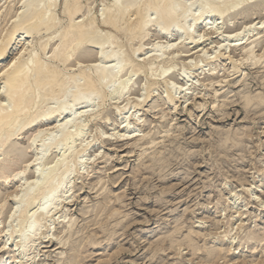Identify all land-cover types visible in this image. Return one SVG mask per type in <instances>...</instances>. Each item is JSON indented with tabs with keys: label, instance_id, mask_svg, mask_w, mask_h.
<instances>
[{
	"label": "rangeland",
	"instance_id": "rangeland-1",
	"mask_svg": "<svg viewBox=\"0 0 264 264\" xmlns=\"http://www.w3.org/2000/svg\"><path fill=\"white\" fill-rule=\"evenodd\" d=\"M42 1L50 0H0V39L5 38L4 43L9 42L6 45L11 47L12 39L23 34L20 42L16 38V45L0 58V71L27 41L33 46L21 61L27 63L38 56L40 63L34 70L38 65L48 64L64 74L61 77L67 82L61 97H46L50 85L27 91L29 95H25L27 100L31 93L37 99L32 104V98L25 102L32 117L16 142V148L24 155L21 159L11 157L7 164L12 176L5 183L0 179V248L5 243L8 247L6 252H0V264H264V211H260L264 209V34H259L258 43L252 46L253 58L246 61L242 48L256 38L259 26L262 27L263 0L237 17L228 16L238 3L230 1L226 6L229 11L224 9L220 23L217 13L202 25L187 18V22L191 20L192 25V22L197 25L191 26L192 31L180 39L175 23L182 16L184 3L188 8L186 16L195 13L199 18L209 11L210 2L220 4L225 0H174L176 22L166 32L161 29V20L149 10L152 21L141 31V37L137 35L133 39L128 27L135 18L134 5L141 0H132L131 10L127 0L116 1L120 11L128 10L120 29L122 33L103 23L105 9L112 0H78L81 9L71 24H87H84V38L79 40L84 41L82 48L88 46L89 53L86 58L74 55L65 64L51 59L52 49L58 44L56 33L68 24L61 15L65 0H55L51 9L58 19L55 29H40L38 35L33 30L29 32L31 35L23 32L28 27L26 22L32 24L36 20L33 12ZM250 25L257 29L239 42L242 46L235 49L226 46L229 37ZM97 30L101 38L94 35ZM105 32L116 37L114 41L118 43L106 44L100 56L97 43L104 36L107 40ZM116 54L118 59L114 57ZM103 55L110 57L106 58L107 62ZM123 62L129 63L116 79L115 87L118 86V91L127 83L126 89L121 96L111 92L112 95L104 76ZM130 63L136 70L129 67ZM93 66L110 70L101 77L97 71L98 80L105 79L100 82L104 86L101 85L102 94L94 103L96 108L71 122L67 129L62 127L71 133L82 132L71 147L65 148L59 140L64 132L54 131L52 138L58 140L47 149L42 141L49 130L84 106L79 101L72 103L71 95L85 84L80 76L82 70L98 78ZM31 72L29 80L36 70ZM2 78L0 104L10 110L12 104L5 91L8 85H4L7 83ZM83 93L87 95L82 91L80 98H89ZM145 97L147 101L139 106L138 101ZM55 108H59L61 116L40 124L39 120ZM129 130L131 135L122 141L120 135ZM86 146L89 149L81 153V148ZM68 147L73 156L67 155V161L70 156L81 155H77V161L67 162L71 172L66 180L65 191L69 190L66 198L50 215L39 217L40 220L38 215L34 217L38 219L40 232L35 244L22 251L18 232L25 224L19 217L27 208L24 192L32 189L38 171H42V178L49 174ZM36 154L40 159L32 164ZM256 190L260 201L251 200ZM40 202L41 199H36L26 212L36 214ZM49 226L54 229L45 235Z\"/></svg>",
	"mask_w": 264,
	"mask_h": 264
},
{
	"label": "bare ground",
	"instance_id": "bare-ground-1",
	"mask_svg": "<svg viewBox=\"0 0 264 264\" xmlns=\"http://www.w3.org/2000/svg\"><path fill=\"white\" fill-rule=\"evenodd\" d=\"M64 1V0H63ZM116 1L117 0H112V2L110 3V6L108 7V8H106L105 9V13H104V15H103V23L104 24H109V25H111V27L113 28V29H115V30H117V32L119 31L120 33H122L121 31H120V29L123 27V25H124V21H126V20H124V15H125V13H127L128 12V10H126L127 12H125V11H120L117 7V4H116ZM120 1V0H119ZM118 1V2H119ZM230 1H232V0H225L223 3H209V11L208 12H205V15H200L199 16V18H198V16L195 14V13H191L190 14V16L189 17H187L186 15H187V13H188V8H186V4L184 3V5H183V7L186 9H184V11H183V13L181 14L182 16H181V18H180V20L179 19H177V22H176V18H174V16H175V14H176V11H177V9H175V7H174V0H159V1H155V0H141V1H138L137 2V0H136V2L137 3H135V5H134V0H133V2H132V0H127L126 2H127V4L130 6V3L131 4H133L132 5V7H134L135 9H133L131 6H130V10L131 9H133V11H134V14H132V15H134V20H133V22H131L130 23V21H128L129 23V27H128V32H129V36L130 37H132V39L134 38V37H136L137 35H139L140 36V33H141V31L142 30H144V27H146V25L148 24V23H150L151 21H152V18H150V15L148 14L149 13V10L151 11V10H153L154 11V15H156V19H159V20H161V22H162V24H163V27L161 28L162 29V31H164V32H166L165 30H167L170 26H171V24L172 23H174V22H176L175 24H176V35H177V37L180 39L181 37H182V35H187V34H189V31L192 29L191 28V26H193V25H197V24H194V22L195 23H201V25L202 24H204V22L206 21V19H208V17L210 16V15H212L213 13L215 14V15H219V18L217 19V21L219 22V19H223V16H224V9H226V6H227V4L230 2ZM233 1H235V0H233ZM238 1V3L236 4V7L234 6V8L231 10V12L228 14V16H235V17H237L238 16V14L239 13H241L242 11H244V12H246V11H250L253 7H257L258 5H260V2L262 1V0H237ZM27 2V1H26ZM56 2L57 1H55V0H50V1H42V2H39V3H37L38 5L36 6V8L34 9V11H35V14H34V12H33V15H34V23H32L33 22V20L31 19L32 18V16H31V18H30V20H32L31 21V23L32 24H27V23H30V22H26V25H28V27L26 28V30L25 29H23V32L24 33H29L31 30H33V32H40L39 30L40 29H44V30H46V31H50V30H52V29H55L57 26H58V19L57 18H55V16L52 14V13H54V12H52L51 13V9L52 8H54L55 7V4H56ZM218 2V1H217ZM220 2H222L221 0H220ZM63 14H61V15H64L66 18H67V21H68V24H67V22L65 23V24H67V26L65 27V25H64V27L65 28H62L61 29V31L60 30H58V32L56 33V34H58V35H56V39L58 40V44L56 45V47L54 48V49H52V57H51V59H52V61H54V60H57V61H59V62H61V63H63V64H65L66 62H68V60H70V58L71 57H73L74 55H78V57H83V58H86V56H88V54L87 53H89V50L88 49H86L88 46H86V47H83L82 48V46L81 45H85V44H82L81 43V41H83V40H79V39H81L83 36V30L85 29V27H86V23H84V24H86V25H84L83 23H81V24H71L72 23V19H73V17L77 14V13H79V11H80V9H81V5H80V3H79V1L78 0H65L63 3ZM177 4V3H176ZM202 4H203V2H202ZM263 5H264V0H263V3H262ZM36 5V4H35ZM119 5V4H118ZM127 5V6H128ZM206 5V6H207ZM117 6V7H116ZM205 6V5H204ZM224 6H225V8H224ZM125 7V6H124ZM146 8V10L148 9V12H144V9ZM208 8V7H207ZM119 12H118V11ZM129 10V11H130ZM227 10V9H226ZM229 10H227V12H228ZM86 13V12H85ZM185 13V14H184ZM217 13V14H216ZM82 15V14H81ZM127 15V14H126ZM125 15V16H126ZM237 15V16H236ZM197 16V17H196ZM101 17V16H100ZM218 17V16H217ZM155 18V17H154ZM187 18H192L191 20L192 21H194V22H192L193 23V25L191 24V20H189V22H187L188 20H186ZM211 18V17H210ZM234 19V18H233ZM30 20H28V21H30ZM154 20V19H153ZM93 21V20H92ZM156 21V20H155ZM263 21V20H262ZM60 23V22H59ZM220 23V22H219ZM89 24V23H88ZM92 24V23H91ZM126 24V23H125ZM24 25V24H23ZM22 25V26H23ZM25 25V26H26ZM72 25H75V26H72ZM212 25H214V24H212ZM19 26V25H18ZM18 26H15V27H18ZM89 26V25H88ZM94 26V25H93ZM260 28L258 29L259 30V33L257 34V36H256V38H254L251 42H250V44H246V46H244V47H242L243 48V51L245 52V57H246V61L247 60H249V58L252 56V53H253V47L252 46H255L257 43H258V41H259V38H257V37H259L258 35L259 34H264V22L262 23V27L261 26H259ZM61 28V27H60ZM191 28V29H190ZM221 28V27H220ZM219 28V29H220ZM75 31H74V30ZM215 29H216V27H215ZM219 29H217V31L219 30ZM255 29H257V28H254V27H252L251 25L250 26H248L247 28L246 27H244V29L242 30V32L240 31L239 33H237V34H235V35H233V37H229V44L228 45H226V46H228L229 48L231 47L232 49H235V48H237L238 46H242L239 42L245 37V36H247V35H249L253 30H255ZM25 30V31H24ZM15 31V30H14ZM17 31V30H16ZM75 32V34H74V32ZM86 31V30H85ZM123 31V30H122ZM170 31V30H169ZM192 31V30H191ZM215 31V30H214ZM217 31H215V32H217ZM13 32V31H12ZM128 32H127V34H128ZM168 32V31H167ZM212 32V31H211ZM256 32V31H255ZM5 33V32H4ZM10 33V32H9ZM14 33V32H13ZM32 33V32H31ZM31 33H29L28 35H31ZM35 33V34H36ZM86 33V32H85ZM96 33V34H95ZM94 33V35H97L96 37H100V36H98V35H100L99 33H98V30H97V32H95ZM98 33V34H97ZM103 33V32H102ZM106 33V32H105ZM104 33V34H105ZM108 33V32H107ZM107 33H106V36H108L107 35ZM158 33H159V31H158ZM33 34V33H32ZM164 34V33H163ZM169 34V33H168ZM203 34V33H202ZM11 35H13V34H11ZM11 35L9 36L10 38H12L11 37ZM23 35V34H22ZM21 35V36H22ZM37 35H38V33H37ZM73 35H75V36H73ZM93 35V36H94ZM112 35V34H111ZM108 36V38H107V40H105V36H104V38H102L101 40H100V42L98 41V45H99V55L101 56V54L100 53H102V54H104L103 52H104V50H105V48H107V47H105V45L107 44V45H109V46H111V44H113L114 45V42L116 41V43H118L117 42V40H115L114 41V39L116 38V37H112V36ZM174 35V34H173ZM21 36L19 37V38H17V40L20 42V38H21ZM26 36H27V34H26ZM53 36V35H52ZM51 36V37H52ZM55 36V35H54ZM91 36H92V34H91ZM90 36V38H92ZM102 36V37H103ZM171 36V35H170ZM203 36H204V34H203ZM214 36V35H213ZM24 37V36H23ZM95 37V38H96ZM126 37V36H125ZM129 37V39H131ZM138 37V36H137ZM141 37V36H140ZM160 37V36H159ZM166 37H167V35H166ZM241 37V38H240ZM253 37V36H252ZM16 38L15 39H12L13 41H14V43L11 45V47H8V45H6V44H8L9 42H6V44L4 43L5 41H3L4 39H0L1 41H0V58H2L3 56H4V54H5V52L10 48V49H12V47L14 46V45H16L15 44V42H16ZM33 38V37H32ZM55 38V37H54ZM53 38V39H54ZM84 38V37H83ZM85 38H87V37H85ZM89 38V37H88ZM89 38V39H90ZM101 38V37H100ZM199 38V37H198ZM49 39V38H48ZM103 39H104V41H103ZM11 39H8V41H12ZM24 40V39H23ZM52 40V39H51ZM88 40V39H87ZM92 40V39H91ZM99 40V39H98ZM244 40V39H243ZM80 41V42H79ZM95 41V40H94ZM227 41V40H226ZM25 42H27V41H25ZM25 42H23L21 45V49L20 50H16L17 52L14 54V56H13V58L8 62V64L0 71V78H2V79H4L5 81L4 82H6L7 84H4V85H8V90H5L6 92H7V95H6V98L8 99V102L10 101L11 102V109L9 110V109H7V108H5L3 105H1L0 104V179H2L3 180V182L5 183V182H7V180L9 179V177L10 176H12L11 175V172L12 171H10V168L11 167H8V164H7V162H9V160H10V158L11 157H15L16 159H21L22 157H23V152H20V150H18L16 147V142H17V140H18V138L19 137H21L20 136V134H19V132H21L23 129H24V127H26L29 123V121H30V119H31V111H30V109H29V105H28V107H26L25 106V102H26V100L27 99H25V95L31 90H33V91H35L36 89L38 90V89H40V87H42V88H44L45 87V85L47 86V85H50L49 87L51 88V90H49L50 92V94L47 92V95H46V97L49 95V96H54V97H56V96H60L61 97V95H64V87H65V84L67 83L66 82V78L65 79H63L61 76L63 75L64 76V74H62L61 75V72H59V71H57V70H55L54 69V67H52V66H50V65H48V64H45V65H38V67L35 69L36 70V72H35V74H34V77L32 76V78L33 79H30L29 80V73H30V71H32L33 73H34V69H33V67L35 66L36 67V65L37 64H39L40 62H38L39 60H38V56H34V58H32L31 59V61H29V62H22L21 61V59H22V56L26 53V51H28V49L30 50V48L33 46H31L30 47V45H29V42L28 43H25ZM49 42V41H48ZM47 42V43H48ZM84 42V41H83ZM85 42H86V40H85ZM90 42L91 41H87V43H89L90 44ZM242 42V41H241ZM177 43V42H176ZM157 44V43H156ZM172 44V43H171ZM223 44V43H222ZM227 44V43H226ZM97 45V46H98ZM117 45V44H116ZM224 45H225V43H224ZM223 45V46H224ZM244 45V44H243ZM92 46V45H91ZM218 46H219V44H218ZM171 47V46H170ZM173 47V46H172ZM175 47V46H174ZM225 47V46H224ZM46 48V47H45ZM160 48V47H159ZM227 48V47H226ZM230 48V49H231ZM109 49H110V47H109ZM161 49V48H160ZM43 50H44V48H43ZM168 50H169V48H168ZM171 50V49H170ZM217 50V49H216ZM45 51V50H44ZM140 51V50H139ZM152 51H154V52H159L160 50H152ZM162 51V50H161ZM167 51V50H166ZM203 51V50H202ZM29 52V51H28ZM27 52V53H28ZM163 52V51H162ZM172 52V51H171ZM192 52V51H191ZM243 52V53H244ZM263 53H264V51H262ZM42 53H44L43 51H42ZM120 53V52H119ZM151 53V52H150ZM153 53V52H152ZM151 53V54H152ZM87 54V55H86ZM121 54V53H120ZM201 54V53H200ZM221 54V53H220ZM98 55V56H99ZM117 56H114V57H116V59H118V55L119 54H116ZM121 55H123V53L121 54ZM244 55V54H243ZM104 56V55H103ZM127 56V55H126ZM126 56H123L124 58H126ZM199 56V55H198ZM258 56H259V54H258ZM25 57V56H24ZM33 57V56H32ZM105 57V56H104ZM104 57H102L103 59H104ZM112 57H113V54H112ZM129 57V56H128ZM174 57V56H173ZM243 57V56H242ZM50 58V57H49ZM106 58H108V57H105V60H106ZM110 58V57H109ZM108 58V59H109ZM119 58H120V56H119ZM122 58V57H121ZM130 58V57H129ZM207 58V57H206ZM229 58V57H228ZM252 58H253V56H252ZM100 59V58H99ZM114 59V58H113ZM116 59H115V61H116ZM123 59V58H122ZM199 59V58H198ZM261 59V58H260ZM102 60V59H101ZM252 60V59H251ZM56 61V62H57ZM114 61V60H113ZM114 61V62H115ZM22 62V63H21ZM98 62H99V60H98ZM101 62V61H100ZM103 62V61H102ZM106 62H107V60H106ZM121 62V61H120ZM133 62V61H132ZM228 62V61H227ZM232 62V61H231ZM252 62H254V60L253 61H251V63ZM46 63V62H45ZM54 63V62H53ZM116 63V62H115ZM114 63V64H115ZM129 62H123V64L120 66V67H118V68H116V66H115V69H112L111 67V73L110 72H108V71H110V70H108L107 71V69L104 67V68H100L101 70H99L98 69V67H96V66H93L94 67V69H95V74H97L99 71V73H100V77H101V75H105L104 73H106V71L108 72V73H110V74H107L106 73V76H104V77H106L107 79H108V81L109 82H107V83H110L109 85L110 86H108V88L110 89V87H111V89H110V94H112V93H116V95H118V96H121V95H123L124 94V92H125V89H126V84H124V86H122V87H120V89H118V91H117V87H115V81H116V79L120 76V74L122 73V72H124V70H125V68H126V66H127V64H128ZM108 64L109 63H107V66H108ZM112 64H113V62H112ZM135 64V63H134ZM133 64V65H134ZM92 65V64H91ZM131 65V63L129 64V67H131L130 66ZM208 65V64H207ZM235 65V64H234ZM106 66V67H107ZM112 66V65H111ZM113 66V67H114ZM139 66V65H138ZM34 67V68H35ZM92 67V68H93ZM133 67V66H132ZM137 67V66H136ZM151 67V66H150ZM109 68V69H110ZM128 68V67H127ZM33 69V70H32ZM106 69V70H105ZM136 70V68L135 67H133V70ZM168 69V68H167ZM99 70V71H98ZM127 70V69H126ZM229 70V69H228ZM89 71V70H88ZM98 71V72H97ZM138 71H140V70H138ZM165 71V70H164ZM31 72V73H32ZM137 72V71H136ZM212 72V71H211ZM229 72V71H228ZM89 73H91V72H87L86 70H82L81 72H80V76H82L83 77V80H85V84L84 85H80V87H78L77 88V90H76V92H74L72 95H71V99H72V103H76L77 101H79V103L81 102V104H84V106L83 107H81L80 109H79V111L78 112H74L73 113V117H72V114L71 115H68L67 116V118L65 117V121H64V123H60V124H58V125H54L53 127V129L52 130H49V131H51L49 134H47V138H45L42 142V144H44V145H42V146H46V148L47 149H49V148H51L52 146V144H54L55 145V141H56V137L55 138H52V136L54 137V135H53V133H54V131L55 132H57V131H62V133H63V137H60V138H62V139H59L60 141H63V145L65 146V148H67V146H70L71 147V144L80 136L79 134H80V132H73V133H71V132H69V131H64L65 129L64 128H62V127H67V126H69L70 124L72 125V123H75L77 120H80L81 119V117H83L85 114H89V113H91V112H93V110L96 108L95 106H96V104H94V103H96V100L97 99H99V97L101 96V94H102V91H101V87L102 86H104V84H101L100 82H102V80L104 81V79H100V81L98 80L100 77L98 76V74H97V76H98V78H94V77H92ZM135 74V73H134ZM102 76V77H103ZM10 77H12V78H10ZM106 79V80H107ZM1 81V80H0ZM129 81V80H128ZM103 83V82H102ZM106 84V83H105ZM164 84V83H163ZM102 85V86H101ZM108 85V84H107ZM44 86V87H43ZM78 86V85H77ZM106 86V85H105ZM6 87V86H5ZM41 88V89H42ZM178 89V88H177ZM193 89V88H192ZM218 89V88H217ZM112 90V91H111ZM2 91V90H1ZM4 91V95H5V92ZM28 91V92H27ZM32 91V92H33ZM85 92V93H87V95H89V98L88 97H86L87 95L86 94H84V95H86L85 97H86V99L84 98V100H83V98H80V93L81 92ZM171 91V90H170ZM218 91V90H217ZM112 92V93H111ZM118 92V93H117ZM30 93V92H29ZM29 93L27 94V95H29ZM63 93V94H62ZM172 93V92H171ZM35 94V93H34ZM82 94V95H83ZM168 94V93H167ZM173 94V93H172ZM217 94V93H216ZM113 95V94H112ZM2 96V95H1ZM31 98H32V93H31ZM30 96H28V98H30ZM145 96V95H144ZM143 96V97H144ZM147 96V95H146ZM174 96V95H173ZM27 97V96H26ZM37 97V96H36ZM30 98L31 99V103L30 104H32V103H34V100H36L37 98ZM45 97V96H44ZM54 97H52V98H54ZM142 97V98H143ZM117 98V97H116ZM141 98V99H142ZM170 99H173V98H171V96L169 97ZM30 99H28L27 101H29ZM118 99V98H117ZM145 99H147L146 97L144 98V99H142L141 101L142 102H139L138 101V105L140 106L141 104H143L145 101H147V100H145ZM168 99V98H167ZM170 99H169V102H170ZM25 100V101H24ZM81 100H83V101H81ZM40 101H42V100H40ZM172 101V100H171ZM23 103H24V105H23ZM27 103V102H26ZM78 103V102H77ZM98 103V102H97ZM38 105H39V103H38ZM77 105V104H76ZM79 105V104H78ZM99 105V104H98ZM168 105V104H167ZM25 106V107H24ZM10 107V106H9ZM30 108H31V106H30ZM140 108V107H139ZM56 109V108H55ZM54 109V111L52 110V112L51 113H49V114H47L46 115V117L45 118H42V119H40L39 120V123L41 124V123H43L45 120H52V119H56V118H58V117H60L61 116V114L62 113H59V112H61V111H59L58 109L59 108H57L56 110ZM70 109H72V107L70 108ZM61 110H62V107H61ZM64 110V109H63ZM67 109H65L64 111H66ZM73 110V109H72ZM30 111V112H29ZM68 111V110H67ZM31 113V114H30ZM37 113V112H36ZM45 114V113H44ZM35 116V115H34ZM95 117V116H94ZM18 118H21L20 119V121L19 122H17V120H18ZM37 118H38V116H37ZM64 119V118H63ZM92 119H93V117H92ZM96 119V118H95ZM57 120V119H56ZM55 120V121H56ZM37 122V121H36ZM72 122V123H71ZM107 122V121H106ZM31 124V123H30ZM33 124V123H32ZM35 124H37V123H35ZM82 124V123H81ZM38 125V124H37ZM80 125V124H79ZM81 127H82V125H80ZM84 127V126H83ZM60 129H62V130H60ZM64 129V130H63ZM67 129V128H66ZM81 129V128H80ZM83 129V128H82ZM81 129V130H82ZM77 130V129H76ZM78 130H79V128H78ZM127 130H128V128H127ZM47 131V130H46ZM2 132H5L6 133V135H2ZM44 133V132H43ZM82 133V132H81ZM131 131L129 130V131H127V132H124L123 134H121L120 135V138H121V140L122 141H124V139H125V137L126 138H129V136L131 135ZM35 134V133H34ZM33 134V135H34ZM37 134H38V132H37ZM59 135V134H58ZM37 135L35 134V137H36ZM57 136V135H56ZM133 136V135H132ZM119 138V139H120ZM123 138V139H122ZM31 139V138H30ZM39 139V138H38ZM140 139V138H139ZM35 140H36V138H35ZM58 140V139H57ZM106 140V139H105ZM120 140V141H121ZM33 143V142H32ZM58 143V142H57ZM69 144V145H68ZM29 145V144H28ZM30 145H31V143H30ZM32 146V145H31ZM89 146V145H88ZM5 147V148H4ZM70 147H68V149H66L65 150V153L57 160V162H55V166L53 167V168H51V170H50V172H48L49 174H47V176L46 175H44L45 176V178H44V176H43V178L41 177V175H42V171L40 170V172L38 171V174L37 173H35V174H37V178L35 179L34 178V180H35V182L33 183V187H32V189L30 190V188L27 190V192H24L25 194H26V206H27V208H30L32 205H34V201L36 200V199H41V202H40V205H39V208L37 209V212H36V214H35V212H33L32 214L28 211V212H26L27 211V208L25 209V210H22V212L20 213V215L21 216H19V217H21L20 219H21V221L20 222H22L23 221V223L25 222V224L23 225V227L21 228V230H19V236L18 237H20L21 238V243H20V247L22 248V251H27L28 249H30L34 244H35V242H36V238H37V236H38V233L40 232V225L39 224H37L38 223V219L40 220V218L39 217H44V216H48V215H50L52 212H53V209L55 210L57 207H58V205H60L61 203H62V201L64 200V198H66V193H68V191L69 190H67V191H65L66 190V188H67V185H68V183L66 182V180H67V178L69 177V173L71 172V169H70V167H69V163L67 164V162H69V160H72V159H76V157H78V156H80L81 155V153H84L86 150H87V148L89 149V147H84L83 149L81 148V153H79L80 155H78L77 153L80 151H78L77 153L75 152V155H76V157L75 158H71V156H70V159L67 161V159L69 158H67L66 156L67 155H70V154H72V153H70ZM28 148H30V146H28ZM33 148V147H32ZM45 148V147H44ZM64 148V149H65ZM63 149V148H62ZM63 149V150H64ZM46 152H47V150L46 149H44ZM45 151H42V152H45ZM68 152V153H67ZM72 152V151H71ZM35 153V152H34ZM39 154H43V153H39ZM39 154H36L35 156H34V160H33V162H32V164L33 163H36V161H38L40 158V156H39ZM46 154V153H45ZM74 155V156H75ZM83 155V154H82ZM97 155H99V154H97ZM43 156V155H42ZM72 156H73V154H72ZM43 157H45V155L43 156ZM46 157H47V155H46ZM92 158V157H91ZM90 158V159H91ZM43 159H45V158H43ZM43 159L41 160V161H43ZM81 159H83V158H81ZM75 161H77V159L75 160ZM75 161H74V164L76 165V163H75ZM92 161V160H91ZM31 162V161H30ZM73 162V161H72ZM71 163V162H70ZM78 163V162H77ZM7 164V167L5 166ZM31 164V163H30ZM29 164V165H30ZM31 164V165H32ZM72 164V163H71ZM82 164H84V163H82ZM5 166V167H4ZM28 168V167H27ZM26 168V169H27ZM37 168V167H36ZM72 168V167H71ZM22 170V169H21ZM35 170V169H34ZM25 171V170H24ZM23 171V172H24ZM23 172H21L22 174H23ZM17 174V175H15L14 176V178H13V180H15L16 178H18L20 175H22V174ZM10 174V175H9ZM24 175V174H23ZM80 175V174H79ZM85 175V174H84ZM39 177H41V179H39L38 180V178ZM11 178V177H10ZM44 180V183H41V182H38V181H42L43 182V180ZM38 180V181H37ZM3 183V184H4ZM38 183H40V184H42V185H40V184H38ZM67 183V184H66ZM39 185V186H38ZM71 188V187H70ZM258 193H259V190H256L254 193H252V195H251V197H253V198H251V200L252 201H258L259 200V197H258ZM13 194V193H12ZM18 195V194H17ZM255 195V196H254ZM13 196V195H12ZM11 196V197H12ZM15 196V195H14ZM260 201V200H259ZM60 203V204H59ZM262 203V202H261ZM264 204V203H263ZM24 205V206H25ZM37 205V204H36ZM264 207V206H263ZM0 209H1V207H0ZM32 209V208H31ZM13 211V210H12ZM261 212L262 211H264V209H261L260 210ZM14 213V212H13ZM31 214V215H30ZM12 215V214H11ZM36 215H38L37 217H38V219L36 218V219H34V217H36ZM13 216V215H12ZM11 217V216H10ZM10 220V219H9ZM42 221V220H41ZM6 222H8V221H6ZM10 223V222H9ZM40 223V222H39ZM39 225V226H38ZM70 225V224H69ZM67 228H68V226H67ZM52 229H54V228H52V227H47V229H46V232H45V235H48L51 231H52ZM70 229V228H69ZM251 240L253 239V238H250ZM247 242V241H246ZM248 243V242H247ZM1 250H0V252L1 253H4V252H6V250L8 249V247H7V243H5V244H3V247L2 248H0ZM75 252V251H74ZM73 252V253H74ZM72 256H73V254H71ZM70 255V256H71ZM22 256V255H21ZM27 256V255H26ZM26 260H29V259H26ZM32 260V258L30 259V261Z\"/></svg>",
	"mask_w": 264,
	"mask_h": 264
}]
</instances>
